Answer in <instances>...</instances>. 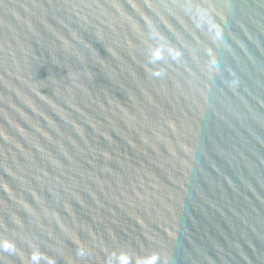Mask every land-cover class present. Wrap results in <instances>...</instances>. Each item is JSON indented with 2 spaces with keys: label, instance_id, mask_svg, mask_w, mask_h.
<instances>
[{
  "label": "water",
  "instance_id": "95a60500",
  "mask_svg": "<svg viewBox=\"0 0 264 264\" xmlns=\"http://www.w3.org/2000/svg\"><path fill=\"white\" fill-rule=\"evenodd\" d=\"M0 264H264V0H0Z\"/></svg>",
  "mask_w": 264,
  "mask_h": 264
}]
</instances>
